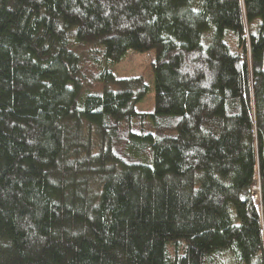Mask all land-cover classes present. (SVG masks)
<instances>
[{
	"label": "trees",
	"instance_id": "trees-1",
	"mask_svg": "<svg viewBox=\"0 0 264 264\" xmlns=\"http://www.w3.org/2000/svg\"><path fill=\"white\" fill-rule=\"evenodd\" d=\"M0 264H264V0H0Z\"/></svg>",
	"mask_w": 264,
	"mask_h": 264
},
{
	"label": "rangeland",
	"instance_id": "rangeland-1",
	"mask_svg": "<svg viewBox=\"0 0 264 264\" xmlns=\"http://www.w3.org/2000/svg\"><path fill=\"white\" fill-rule=\"evenodd\" d=\"M155 49L147 51H134L130 49L119 62L109 63L110 68L118 77L140 76L145 79L149 85L147 94L143 99L136 103L137 109L152 111L154 108L155 78L152 61L155 59ZM259 184L253 187L254 193H258Z\"/></svg>",
	"mask_w": 264,
	"mask_h": 264
}]
</instances>
